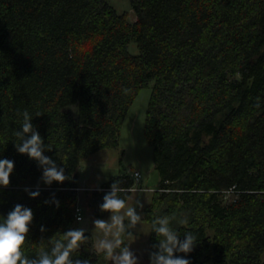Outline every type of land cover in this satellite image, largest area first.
I'll return each mask as SVG.
<instances>
[{"label":"trees","instance_id":"trees-1","mask_svg":"<svg viewBox=\"0 0 264 264\" xmlns=\"http://www.w3.org/2000/svg\"><path fill=\"white\" fill-rule=\"evenodd\" d=\"M129 1L133 23L105 0H0V158L14 161L0 217L16 204L32 210L29 257L77 228L78 167L118 147L128 109L152 84L144 135L160 184L142 210L148 264L163 214L194 234L191 252L174 253L189 264H264V0ZM25 109L63 182L45 184L17 152ZM126 177L88 192L103 198L114 181L130 189ZM73 258L113 264L90 240Z\"/></svg>","mask_w":264,"mask_h":264},{"label":"clouds","instance_id":"clouds-1","mask_svg":"<svg viewBox=\"0 0 264 264\" xmlns=\"http://www.w3.org/2000/svg\"><path fill=\"white\" fill-rule=\"evenodd\" d=\"M21 122L19 130L13 133L18 153L26 154L31 160L36 161L42 168V181L51 185L52 182H63L67 177L64 169L58 167L55 160L45 155V149L52 146L45 145L31 123L33 114L27 109L20 113ZM14 161L8 158H0V187L9 183L10 173L13 171ZM128 189L114 181L110 190L103 196L99 208L109 212V219H95L94 232H98L100 238L93 241V250L99 256L103 255L113 264H138V257L130 249V243H124V237H133L129 231L137 224L143 222L141 214L137 212V206H128L121 193ZM27 191V190H26ZM32 198L39 196V190L28 191ZM47 203V201H45ZM59 206V201H54ZM138 203V202H137ZM33 213L28 207L16 204L7 213L6 217H0V264H90L87 259H74V253L82 244L89 240L85 236L84 227L72 228L59 234L51 240V248L41 246L36 255L29 257L25 254V234L29 230V224ZM81 220L82 217H77ZM173 217L168 214L156 216L152 220V230L158 236L157 251L150 254V264H189L186 256L174 255V253H189L196 243L192 232L181 234L171 226ZM43 230V227L42 229ZM183 235V239H180Z\"/></svg>","mask_w":264,"mask_h":264},{"label":"rangeland","instance_id":"rangeland-1","mask_svg":"<svg viewBox=\"0 0 264 264\" xmlns=\"http://www.w3.org/2000/svg\"><path fill=\"white\" fill-rule=\"evenodd\" d=\"M105 1L118 14H126L130 23L135 22V14L129 0ZM128 50L132 55L138 54L135 43H131ZM151 87L152 84L141 89L128 109L122 124L118 147L97 151L84 160L77 169L78 186L81 188L78 191V205L82 209V220L78 221L77 228L84 227L86 229L85 234L89 235L91 246L93 241L100 238L99 233L94 232L93 221L95 219L107 221L110 213L98 211L103 198L93 197L88 191L95 190L114 177L127 176L123 183L128 184L130 181L133 183L130 189L123 192L128 194L126 197L127 204L128 206L135 204L137 212L142 217V210L146 206L151 193L159 187L160 176L155 170L152 149L147 144L144 135ZM135 172L140 175L139 182L133 177ZM129 231L133 233V237H124V242L130 243V249L138 257V264H148L149 225L143 221Z\"/></svg>","mask_w":264,"mask_h":264},{"label":"built area","instance_id":"built-area-1","mask_svg":"<svg viewBox=\"0 0 264 264\" xmlns=\"http://www.w3.org/2000/svg\"><path fill=\"white\" fill-rule=\"evenodd\" d=\"M133 177L135 178L136 181H138L139 178H140V175H139L138 172H135V173L133 174ZM138 182H139V181H138ZM81 212H82L81 207H80L79 205H77V207H76V209H75V218H76V221H77V222L82 220V219H81V220H78V219H77L78 216H79V217H82Z\"/></svg>","mask_w":264,"mask_h":264},{"label":"crops","instance_id":"crops-1","mask_svg":"<svg viewBox=\"0 0 264 264\" xmlns=\"http://www.w3.org/2000/svg\"><path fill=\"white\" fill-rule=\"evenodd\" d=\"M81 189V188H80ZM80 206V205H79ZM81 207V206H80Z\"/></svg>","mask_w":264,"mask_h":264}]
</instances>
